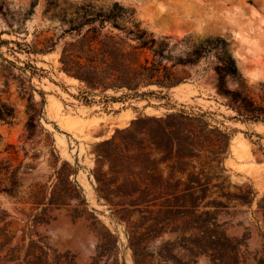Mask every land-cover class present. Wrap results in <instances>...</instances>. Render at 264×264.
I'll return each mask as SVG.
<instances>
[{
    "label": "rangeland",
    "instance_id": "1",
    "mask_svg": "<svg viewBox=\"0 0 264 264\" xmlns=\"http://www.w3.org/2000/svg\"><path fill=\"white\" fill-rule=\"evenodd\" d=\"M31 1L0 0V189L15 190L0 191V264H135L124 221L111 216L96 194L91 173L95 144L138 115L177 110L204 113L211 126L228 134L221 175L225 190L242 196H221L229 206L218 216L226 232L239 240L237 256L228 250L208 252L193 264H259L264 257V118L245 119L237 113L242 98L264 107V78L241 66L251 60L264 66V41L256 39L264 37V0H189L205 10L201 20L181 33L153 26L141 10L142 0H37L26 14ZM114 1L132 12L117 18L121 25L130 28L138 21L158 42H168L166 65L204 51L194 63L174 65L184 76L181 82L170 88L145 86L148 93L137 97L118 98L120 90L107 89L105 99L100 89L88 93L83 81L61 69L63 44L75 38L66 28L81 18V6L91 3L107 10ZM189 17L194 13L183 15ZM105 24V30L111 28ZM52 41V49L41 51ZM144 56L152 53L147 50ZM64 160L76 169L70 179L79 196L58 186L56 196L65 203H50L55 171ZM215 195L217 191L208 198ZM248 197L250 203L241 201ZM174 217L172 222L182 225L187 216ZM104 225L117 236L111 252L99 247L101 240L110 246ZM180 234L165 231L151 242V264H179L178 257L188 253ZM166 239L175 243L174 258L168 249L157 251Z\"/></svg>",
    "mask_w": 264,
    "mask_h": 264
},
{
    "label": "trees",
    "instance_id": "2",
    "mask_svg": "<svg viewBox=\"0 0 264 264\" xmlns=\"http://www.w3.org/2000/svg\"><path fill=\"white\" fill-rule=\"evenodd\" d=\"M36 3L37 0L30 2L26 14L33 12ZM81 8V18L70 21L66 28L75 38L64 42L59 60L61 69L83 81L90 89L88 93L100 89L106 99L107 89L120 90L118 98H121L143 96L148 91L142 88L151 84L170 88L184 77L174 70L175 64L194 63L204 55L203 50H196L192 56L180 57L168 66L163 63L164 57L171 56L166 52L168 42H158L138 21L133 20L130 28L117 21L119 16L131 14V10L117 1L107 10L91 3ZM106 22L111 28L105 30ZM55 44L52 41L41 51H49ZM147 50L152 57L141 59ZM229 62L235 70L233 60ZM241 101L242 111L238 110L237 114L245 119L264 118L263 106L244 102L243 98ZM228 138L226 132L205 120L204 113L177 110L160 116L138 115L128 125L116 128L109 138L95 144V165L91 170L95 191L107 204L111 216L124 221L135 264H151L154 255L150 251L151 242L165 231H182L180 236L188 242V253L178 257L179 264H193L197 256L208 252L217 255L228 250L237 256L239 240L226 232L224 222L218 221L224 207L229 206L220 197H242L225 190L227 185L221 175V154ZM68 166L64 160L55 171L50 203H65L61 196H56L58 186L79 196L78 185L70 179L76 169ZM213 178L217 181L212 182ZM2 190L15 193L13 187ZM215 191L217 195L208 198ZM249 192L251 190L246 194ZM251 199L241 201L250 203ZM136 212L139 214L133 218ZM177 213L187 216L182 225L172 222ZM103 227L110 246L106 240H101L99 247L102 252L106 249L111 252L117 236ZM185 231L189 234L184 235ZM174 247V241L166 239L160 242L157 251L168 249V255L174 258ZM262 261L264 263V257L259 264Z\"/></svg>",
    "mask_w": 264,
    "mask_h": 264
},
{
    "label": "bare ground",
    "instance_id": "3",
    "mask_svg": "<svg viewBox=\"0 0 264 264\" xmlns=\"http://www.w3.org/2000/svg\"><path fill=\"white\" fill-rule=\"evenodd\" d=\"M212 1H229L232 4L241 2L240 0H210V2ZM140 7L142 12L149 17L153 26H158L159 30L164 32L176 33H181L186 27L196 24L201 20L200 18L205 10L202 5L194 4L193 1L191 2L189 0H142ZM188 12L194 13L195 17L183 19V15ZM256 39L259 40L257 43H262L264 41V37ZM262 65L257 63L256 60L241 61L242 69L245 70V72H248L251 76L258 73L261 78H264V66ZM69 78L76 79L71 76Z\"/></svg>",
    "mask_w": 264,
    "mask_h": 264
}]
</instances>
